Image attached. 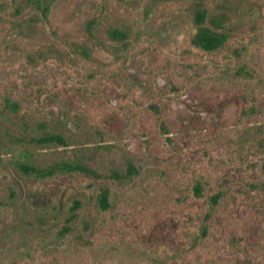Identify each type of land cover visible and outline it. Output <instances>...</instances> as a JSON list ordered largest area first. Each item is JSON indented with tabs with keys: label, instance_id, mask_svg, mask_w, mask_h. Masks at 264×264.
Wrapping results in <instances>:
<instances>
[{
	"label": "rangeland",
	"instance_id": "374dc122",
	"mask_svg": "<svg viewBox=\"0 0 264 264\" xmlns=\"http://www.w3.org/2000/svg\"><path fill=\"white\" fill-rule=\"evenodd\" d=\"M0 264H264V0H0Z\"/></svg>",
	"mask_w": 264,
	"mask_h": 264
},
{
	"label": "trees",
	"instance_id": "16d2710c",
	"mask_svg": "<svg viewBox=\"0 0 264 264\" xmlns=\"http://www.w3.org/2000/svg\"><path fill=\"white\" fill-rule=\"evenodd\" d=\"M222 9L215 10L209 5L197 4V8L193 12V22L195 31L191 37V44L203 51H215L226 44L230 35L227 30L228 15ZM110 35L114 38H122L123 33L119 30H110ZM47 142L63 143L61 136L51 135L46 138ZM192 192L195 196H201L202 188L199 183L192 187ZM109 190L103 188L98 196V205L102 209L109 207ZM217 195H212L215 198ZM66 228L64 227L63 230Z\"/></svg>",
	"mask_w": 264,
	"mask_h": 264
}]
</instances>
